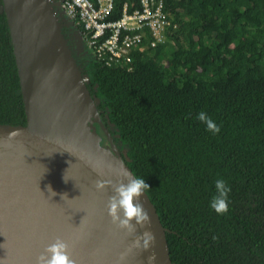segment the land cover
Here are the masks:
<instances>
[{
	"label": "trees",
	"instance_id": "obj_1",
	"mask_svg": "<svg viewBox=\"0 0 264 264\" xmlns=\"http://www.w3.org/2000/svg\"><path fill=\"white\" fill-rule=\"evenodd\" d=\"M124 1L139 7L114 0L113 18ZM164 10L177 24L166 31L174 44L151 46L142 35L144 49H129L128 61L87 50V87L126 164L150 187L172 263L264 264V0H164ZM24 122L2 12L0 123ZM221 177L231 189L222 215L209 206Z\"/></svg>",
	"mask_w": 264,
	"mask_h": 264
},
{
	"label": "water",
	"instance_id": "obj_2",
	"mask_svg": "<svg viewBox=\"0 0 264 264\" xmlns=\"http://www.w3.org/2000/svg\"><path fill=\"white\" fill-rule=\"evenodd\" d=\"M2 12L25 122L0 123V264H35L57 238L76 264H173L168 229L146 191L139 200L150 223L129 231L108 215L112 186L136 176L62 32L71 22L54 0H1ZM98 180L110 183L97 190ZM144 232L154 236L147 247Z\"/></svg>",
	"mask_w": 264,
	"mask_h": 264
},
{
	"label": "built area",
	"instance_id": "obj_3",
	"mask_svg": "<svg viewBox=\"0 0 264 264\" xmlns=\"http://www.w3.org/2000/svg\"><path fill=\"white\" fill-rule=\"evenodd\" d=\"M57 12L61 13L72 27L76 28L80 39L89 51L102 58H123L129 60V49L141 45L142 35L149 34L154 39L149 43L170 42L166 31L172 24L169 14L164 10V0H137L139 7L128 10V2L122 3L121 15L113 18L114 0H54ZM171 32V30H170ZM146 38V37H145ZM165 63V60H164Z\"/></svg>",
	"mask_w": 264,
	"mask_h": 264
},
{
	"label": "clouds",
	"instance_id": "obj_4",
	"mask_svg": "<svg viewBox=\"0 0 264 264\" xmlns=\"http://www.w3.org/2000/svg\"><path fill=\"white\" fill-rule=\"evenodd\" d=\"M83 49L84 53L89 50L85 45ZM196 118L206 125L207 131L213 134L219 133L220 127L205 112L198 113ZM123 175L125 178L128 176L126 171L123 172ZM63 179L65 180L64 177ZM67 181L65 180V182ZM109 183L108 181L98 180L95 187L97 190H103ZM149 188V185L140 177L128 179L127 183L119 182L113 185L112 189L114 194L108 198L107 203L108 215L112 223L129 231H134L135 225L143 227L145 224L150 223L149 215L139 200L140 196ZM215 189L216 194L212 196L209 206L217 214L222 215L229 210L228 194L231 189L227 181L222 177L215 181ZM48 191L51 193V196L56 195L50 187ZM64 196L66 194L62 197ZM142 235L146 238L145 247H147L148 242L154 240V236L150 232H144ZM154 259V256L149 257L150 262L154 261ZM35 264H76V261L69 255L68 244L57 238L54 243L49 244L44 249V252L36 258Z\"/></svg>",
	"mask_w": 264,
	"mask_h": 264
},
{
	"label": "flooded vegetation",
	"instance_id": "obj_5",
	"mask_svg": "<svg viewBox=\"0 0 264 264\" xmlns=\"http://www.w3.org/2000/svg\"><path fill=\"white\" fill-rule=\"evenodd\" d=\"M62 32L64 33V36L67 38V41L74 53V55L79 58L78 62L81 64L80 57L82 54H84V49H83V42L79 38L78 31L76 28L72 26L68 27H63Z\"/></svg>",
	"mask_w": 264,
	"mask_h": 264
},
{
	"label": "rangeland",
	"instance_id": "obj_6",
	"mask_svg": "<svg viewBox=\"0 0 264 264\" xmlns=\"http://www.w3.org/2000/svg\"><path fill=\"white\" fill-rule=\"evenodd\" d=\"M178 53L184 55L187 59H191V58L193 57L192 54H190V53H188V52H186V51H178ZM160 58H161V57H160ZM78 60H79V58L76 57V61H77V62H78ZM161 60H162V63H163V64H166V66L169 65V63L167 62V60H165V63H164V58H163V57L161 58ZM78 64L80 65V62H78ZM106 119H107V123H108V125H109L110 127H112V122L110 121V119H108V118H106Z\"/></svg>",
	"mask_w": 264,
	"mask_h": 264
},
{
	"label": "bare ground",
	"instance_id": "obj_7",
	"mask_svg": "<svg viewBox=\"0 0 264 264\" xmlns=\"http://www.w3.org/2000/svg\"><path fill=\"white\" fill-rule=\"evenodd\" d=\"M17 209H18V208H15L14 210H11V208H10V210H9V215L15 216V215H13V214L18 212ZM22 211H23V210H22ZM9 257H10V256H9Z\"/></svg>",
	"mask_w": 264,
	"mask_h": 264
}]
</instances>
